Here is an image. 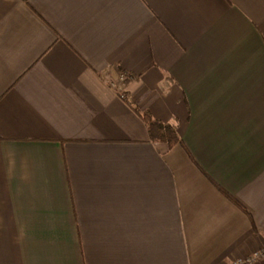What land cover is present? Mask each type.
Listing matches in <instances>:
<instances>
[{
  "label": "crops",
  "instance_id": "crops-1",
  "mask_svg": "<svg viewBox=\"0 0 264 264\" xmlns=\"http://www.w3.org/2000/svg\"><path fill=\"white\" fill-rule=\"evenodd\" d=\"M263 243L264 0H0V264Z\"/></svg>",
  "mask_w": 264,
  "mask_h": 264
},
{
  "label": "trees",
  "instance_id": "trees-1",
  "mask_svg": "<svg viewBox=\"0 0 264 264\" xmlns=\"http://www.w3.org/2000/svg\"><path fill=\"white\" fill-rule=\"evenodd\" d=\"M137 110V109H135ZM137 112H139L137 110ZM145 123L147 124L150 138L154 142L167 143L169 147H174L177 144H183L182 138L175 124L165 123L153 118L149 112H139ZM233 201L245 210V207L236 199Z\"/></svg>",
  "mask_w": 264,
  "mask_h": 264
},
{
  "label": "built area",
  "instance_id": "built-area-1",
  "mask_svg": "<svg viewBox=\"0 0 264 264\" xmlns=\"http://www.w3.org/2000/svg\"><path fill=\"white\" fill-rule=\"evenodd\" d=\"M126 79V75L123 73L120 75V80L124 81ZM124 95V94H123ZM264 260V248L260 251H255L253 254L246 256L244 258H238L234 261L233 264H256Z\"/></svg>",
  "mask_w": 264,
  "mask_h": 264
},
{
  "label": "rangeland",
  "instance_id": "rangeland-1",
  "mask_svg": "<svg viewBox=\"0 0 264 264\" xmlns=\"http://www.w3.org/2000/svg\"><path fill=\"white\" fill-rule=\"evenodd\" d=\"M264 248V243H263V245L258 249V250H256V251H260L261 249H263ZM255 252V251H254ZM253 252V253H254ZM253 253H251V254H253ZM250 254V255H251ZM249 256V255H248ZM242 258H244V257H242ZM236 259H238V258H236ZM236 259H234L230 264H233L234 263V261H236ZM255 264V263H254ZM256 264H264V260H261L260 262H258V263H256Z\"/></svg>",
  "mask_w": 264,
  "mask_h": 264
}]
</instances>
